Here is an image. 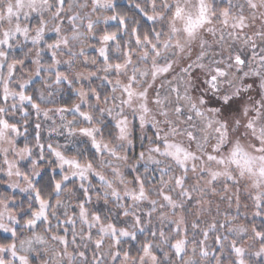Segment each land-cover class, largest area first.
I'll return each mask as SVG.
<instances>
[{"label":"snow or ice","instance_id":"6c2138e0","mask_svg":"<svg viewBox=\"0 0 264 264\" xmlns=\"http://www.w3.org/2000/svg\"><path fill=\"white\" fill-rule=\"evenodd\" d=\"M0 264H264V0H0Z\"/></svg>","mask_w":264,"mask_h":264}]
</instances>
